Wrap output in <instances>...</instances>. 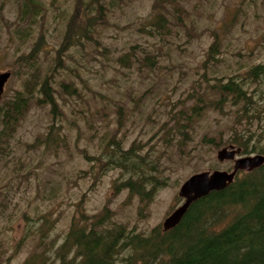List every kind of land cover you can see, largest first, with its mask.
Wrapping results in <instances>:
<instances>
[{"label":"rangeland","instance_id":"374dc122","mask_svg":"<svg viewBox=\"0 0 264 264\" xmlns=\"http://www.w3.org/2000/svg\"><path fill=\"white\" fill-rule=\"evenodd\" d=\"M39 1L48 12L44 28L40 24L34 26V36L24 43L16 35L20 28L16 19L23 0H0V74L11 73L3 99L22 90L28 66L20 65L17 59L30 52L42 30L46 44L40 59L43 72H46L63 39L66 20L74 11L75 0ZM180 1L199 31L216 30L224 39L225 58L234 62L242 60L238 56L240 52L249 53L243 61L264 63V0ZM152 5L153 0H138L109 15V25L100 27L99 35H96L111 50L107 57L101 56V48L94 43L87 44L85 52L80 48L70 51L66 58L69 68L57 84L62 96L58 101L68 115L61 132L66 138L65 146L59 147V131L54 144L38 143L45 139L53 123L48 106L31 109L12 137L4 141L0 154V250L2 257H11L10 264H23L30 254L41 251L38 229H41L44 217L51 222L48 243L57 240V246L68 231L72 217L80 218L79 211L91 216L109 208L116 223L126 224L138 233H148L159 226L164 230L166 219L184 203L179 190L190 177L204 171H233V161L220 162L217 158V153L229 145L214 149L203 143L208 130L214 135L220 130L222 121L224 125L229 124L224 116L218 124L214 118L216 114L198 122L192 141H187L182 149L173 145L166 150L165 156L160 153L166 148L163 139L173 124L166 125V112L178 100H183L200 79L201 62L213 38L210 32H204L201 38L191 42L180 31L174 33L176 36L170 38L169 44L158 39L159 42L139 29L149 18ZM66 13L69 15L65 18ZM153 44L160 45L164 48L163 53L170 55L159 59L153 78L148 71L124 69L116 61L134 45L143 49L151 48ZM74 74H80L93 93L80 79L73 77ZM63 81L73 83L84 99L67 95L60 85ZM146 90L151 93L144 99L145 106L134 103V99ZM94 92L120 98L126 103L125 125L119 133L126 147L137 142L146 144L149 146L146 150H151V145H155L150 160L157 165V174L167 179V186L160 189L152 201L142 202L139 197L130 196L127 190L116 193L114 184L122 172L114 170L97 176L100 165L87 162L80 154V148H86L96 157L100 153L96 138L114 133L117 127L116 110L113 106L106 107ZM80 109L87 111L93 122V129H90L84 120H80L81 134L70 124V117L79 116L77 111ZM57 125L59 129V123ZM171 134L182 140L181 133ZM29 231L32 236L26 242L22 241Z\"/></svg>","mask_w":264,"mask_h":264},{"label":"trees","instance_id":"16d2710c","mask_svg":"<svg viewBox=\"0 0 264 264\" xmlns=\"http://www.w3.org/2000/svg\"><path fill=\"white\" fill-rule=\"evenodd\" d=\"M135 1L138 0H75L74 11L66 20L63 39L46 72H43L40 59L46 44L45 31L40 32L30 52L17 59L20 65L28 66L22 90L9 99L0 100V154L4 141L12 137L18 124L34 107L48 106L53 118L47 136L38 143L54 144L59 131V147L66 145L61 132L68 115L60 106L58 97L62 99V96L57 89L59 78H64L69 68L66 58L72 49L80 48L85 52L89 43L100 47L101 56L107 57L111 50L96 38L98 29L109 25V15L114 10ZM47 13L39 0H23L16 19L20 24L16 35L22 42L27 43L34 36V26L40 24L44 28ZM68 15L66 13L65 18ZM194 21L180 0H153L149 18L139 27L166 44L180 31L191 42L201 38L204 32H210L213 38L201 62L200 79L183 100H178L166 112V125L173 124L163 139L166 148L161 155L165 156L166 150L175 145L182 149L187 141H192L198 122L213 114L217 115L214 118L218 124L223 116L229 124L225 126L222 121L220 130L214 135L208 130L203 136L204 144L214 149L234 146L241 149L243 156L264 155V63L243 61L249 53L241 52L238 56L242 60H228L225 58L226 44L220 34L216 30L199 31ZM140 49L139 45H134L116 61L124 69L148 71L153 78L159 59L169 53L164 54V48L157 44ZM73 77L80 79L93 93L80 74ZM60 85L67 95L84 99L73 83L63 81ZM149 93L151 91L146 90L134 99V103L144 105ZM94 94L106 107H114L117 127L112 134L94 136L100 147L96 157L86 148H80V154L87 162L100 165L97 176L114 170L122 172L114 184L116 193L127 190L130 196L139 197L142 202L152 201L160 189L167 186V179L157 174V165L150 160L155 145H151V150H146L149 147L146 144L137 142L126 147L124 140L119 138L125 125L126 103L105 93ZM77 113L79 116L70 117V124L80 134V120L93 129L87 111L80 109ZM94 129L98 130L96 126ZM171 132L181 133L182 140ZM242 173L224 190L213 191L194 202L180 223L167 231L159 226L148 233H138L126 224L116 223L109 208L91 216L79 211L80 218L72 217L68 231L57 246V240L48 243L51 222L44 217L38 229L41 251L30 254L23 264H264V166ZM30 236L31 231L22 241L26 242ZM2 254L0 250V264H10L11 257L4 258Z\"/></svg>","mask_w":264,"mask_h":264},{"label":"water","instance_id":"95a60500","mask_svg":"<svg viewBox=\"0 0 264 264\" xmlns=\"http://www.w3.org/2000/svg\"><path fill=\"white\" fill-rule=\"evenodd\" d=\"M11 78V73L0 74V100L5 87ZM241 149L234 146L226 147L217 153L220 162L233 161L234 169L228 171H204L190 177L180 188L179 197L184 203L175 210L164 222L165 231L174 228L182 220L189 207L197 200L208 196L213 191H221L231 185L242 171L251 172L264 166V155L239 156Z\"/></svg>","mask_w":264,"mask_h":264},{"label":"flooded vegetation","instance_id":"af4514ba","mask_svg":"<svg viewBox=\"0 0 264 264\" xmlns=\"http://www.w3.org/2000/svg\"><path fill=\"white\" fill-rule=\"evenodd\" d=\"M255 155V154H254ZM241 156V155H240Z\"/></svg>","mask_w":264,"mask_h":264}]
</instances>
